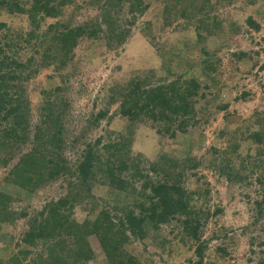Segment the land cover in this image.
Masks as SVG:
<instances>
[{"label": "trees", "instance_id": "16d2710c", "mask_svg": "<svg viewBox=\"0 0 264 264\" xmlns=\"http://www.w3.org/2000/svg\"><path fill=\"white\" fill-rule=\"evenodd\" d=\"M67 1L0 0V9H4L8 15L24 16L27 22L25 30L19 29L11 34L5 21L0 20V167L7 166L1 181L5 187L10 185L21 189L23 193H32L42 180L55 173L64 172L77 178L64 195L42 204L28 219L27 229L17 242H13L12 236L6 239L5 244L0 243V264H21L26 258V264H90L95 259L90 238H94L100 246L104 264H147V260H142L140 254L133 250L132 242L137 239L143 242L155 237L161 225L175 220L183 233L182 238L190 237L192 244H195L192 249L194 259L187 264H204L206 246L204 241H199V227L205 224L209 216L220 213L221 209L213 208L210 212L204 208L202 203L206 202L208 193L206 180H203L202 187L196 189L185 185L183 181L187 174L196 175L190 170L195 169L200 161L192 155L177 157L161 152L147 164L146 170L140 155L130 152L129 147L135 123L149 126L159 137L175 139L178 133L185 135L189 128L204 121L205 108L211 105L208 102L216 101L212 105L216 111L227 109L228 102L219 98L224 84L215 86L218 79L214 75V63L218 58L209 49L199 50L201 56L193 61L194 68L186 76L176 71V75L173 74L163 55L160 57V67L154 72L150 67L142 68L139 73L130 75L118 84L117 89L112 91L114 93L109 95L108 103L114 100L118 102L117 112L125 119V126L130 127L131 133L125 128V132L118 130L113 133L107 121L106 127L109 129L85 145L81 160L72 170L61 163L60 157H51L56 155L55 150H61V146L59 143H49L54 147L49 149L50 146L47 148L43 145L39 126L32 135L35 144L19 152L12 165L9 163L13 158L10 154L12 148L28 142L30 106L26 86L29 80L40 69L45 70L47 67L59 72L73 58V49L82 37L91 40L101 38L110 50L120 47L128 29L116 25L118 8L123 7V3L130 13H141L146 8L141 0H102L98 19L70 24L59 18L61 6ZM217 1L214 0L215 3ZM176 2L181 5L178 11L181 17L187 20L197 17L196 30L209 31L210 27L214 29L220 25L216 16L210 13L215 4L212 0ZM185 8H188L187 13ZM245 21L254 30L258 29L251 17L248 16ZM103 26L106 34L100 37ZM154 38L153 35L149 37L151 46H156L158 41H154ZM22 43L32 52H24L25 56L20 54L19 50L25 51ZM262 53L263 61L257 66L260 70L264 67V47ZM230 55L234 66L242 63L246 65L250 61L248 53L241 50L232 51ZM245 71L248 72V69ZM262 72L264 74V69ZM30 86L38 87L34 84ZM212 86L213 91L208 92ZM261 86L264 88V76ZM62 90L64 87L58 85L41 87L38 100L36 98L33 104L39 111L40 123H45L48 128L54 127L45 131L48 142L54 138L61 141L58 134L68 105ZM249 96V92L242 91L234 99H246ZM205 97H208L206 105L196 109V103ZM106 113V110H98L88 122L96 125L105 117L111 119ZM145 131L142 127L139 134ZM215 137L222 142H218V146H210L211 157L207 165L211 166L208 167L216 168L218 173L231 180L244 179V172L257 173L255 178L264 197V111H254L249 118L241 119L231 129L221 127ZM244 140L252 144V154L248 152L249 145H246L247 151H238ZM98 144L104 156L97 153L100 150L94 146ZM188 148L191 149V146ZM46 150L50 156L45 155ZM233 159H237V164H234ZM157 174L160 178L154 177ZM194 178L196 181V176ZM93 180L105 185L110 195H125L127 201L98 205L93 201L94 195L90 191ZM13 199L17 197L13 198L0 189V229L3 226L10 227L14 220L26 214L24 210L16 211L9 207ZM109 200L113 202L112 196ZM255 203L259 209L264 204V198ZM77 205L85 212L81 218L74 216ZM218 232L225 234L226 231L221 227ZM217 235L213 233V237ZM11 245L16 246V249ZM209 264L216 263L212 261ZM257 264H264V258L258 260Z\"/></svg>", "mask_w": 264, "mask_h": 264}, {"label": "rangeland", "instance_id": "374dc122", "mask_svg": "<svg viewBox=\"0 0 264 264\" xmlns=\"http://www.w3.org/2000/svg\"><path fill=\"white\" fill-rule=\"evenodd\" d=\"M101 1L68 0L61 6L59 18L70 24L91 22L98 19ZM141 1L146 4L145 10L141 13H130L125 3L117 10L116 25L120 28L126 26L128 29L126 39L120 47L110 50L101 38L91 40L82 37L73 49V58L59 72L47 67L45 70L40 69L38 74L29 80L26 86L30 106L28 142L12 148L10 154L13 160L10 159L9 163L12 165L20 155L19 152L28 150L33 143L35 144L32 135L39 126L43 145L48 148L49 143H59L61 146V150H55L56 155L51 157H60L61 163L72 170L81 160V152L85 145L99 135L105 134V129L111 128L113 133L118 130L125 132V129L126 131L129 129L128 132L131 133L130 127L125 126V119L117 112L118 102L114 100L108 103L109 95L114 93L112 91L117 89L118 84L130 75L139 73L142 68L150 67L154 72L160 67V57L163 55L170 70L174 71L173 74L176 75V71L186 76L191 74V69L194 68L193 61L200 58L199 50L209 49L208 51L214 52L218 58L214 63L216 66L214 75L218 79L215 86L224 84L219 98L228 102L227 109L216 111L212 106L216 101L208 102L211 105L205 108L204 121L189 128V132L185 135L178 133L175 139L159 137L149 126L135 123L129 148L130 152L140 155L139 158H142L141 162L146 170H148L147 164L161 152L177 157L192 155L199 160L200 164L190 170L196 175L187 174L183 178L186 183L184 184L196 189L202 187V182H205L203 180H206L208 183L206 202L202 203L201 198L199 201L210 212L213 208L221 209L220 213L209 216L205 224L199 227V241H204L206 246L203 263L209 264L213 261L216 264H257L258 260L264 258V204H261L259 209L255 205L256 201L264 197L255 178L257 173L244 172V179L231 180L218 173L216 168L208 167L211 165L207 164L211 157L210 146L215 147L220 144L218 142H222L215 137L216 131L224 126L231 129L239 124L241 119L249 118L254 111H264V88L261 86L264 67L261 70L257 68L263 61L264 0H218L216 3L212 0L215 4L210 13L216 16L220 25L214 29L210 27L209 31L194 28L197 17L188 20L181 17L178 14L181 5L177 4L176 0ZM54 2L57 3L59 0ZM184 11L187 13L188 8ZM111 15L114 16V13ZM248 16L258 25L257 30L246 23L245 19ZM0 20L5 21L11 34L27 28L24 16L8 15L4 9H0ZM104 34L106 30L103 26L99 36ZM151 35L155 37L154 41L158 40L156 46H151L148 41ZM21 45L25 51L19 50L20 54L25 56L24 52H32L24 43ZM237 50L248 53L250 57L248 64L233 65L230 61V53ZM253 63L256 65L253 66ZM245 69H248V72ZM31 84L38 87H31ZM55 85L64 87L62 91L67 97L65 102L68 105L61 119L62 129L58 134L61 141L54 138L48 142L45 131L54 127L48 128L45 127V123H40L39 111L35 106L33 107V104L36 102L39 88ZM213 89L212 86L208 92ZM242 91L249 92L250 96L246 99H234ZM206 98L208 97L196 103V109L206 103ZM102 109L107 111L106 116L111 119L105 117L96 125L88 122L98 110ZM107 121L109 128L106 127ZM142 127L146 131L144 134H139ZM102 141L104 142L105 139ZM246 145L250 146L248 152L252 154L253 147L249 140H244L238 151L241 153L247 151ZM189 146L191 149L188 148ZM94 147L99 148L100 151L97 153H102L104 156L100 144ZM52 148L54 147L51 145L49 149ZM45 155H49L47 150ZM233 162L237 164V159H233ZM6 167H0V189L11 194L13 198L17 197L9 203L11 209L24 210L26 214L23 218L14 220L10 227L3 226L0 229V243L4 244L6 239L12 236L13 242H17L21 233L27 229L28 219L40 209L42 204L64 195L77 180L74 175L58 172L42 180L34 192L23 193L19 188L10 185L5 187L2 183L1 179L7 172ZM154 177L160 178L158 174ZM90 191L94 195L93 201L100 206L127 201L123 194L110 195L109 189L96 180L91 182ZM111 196L113 202L109 200ZM84 214L85 212L77 205L74 216L81 218ZM178 226L177 220L163 224L155 237L143 242L134 240L131 246L140 254L142 260H147V264H187L194 259L192 249L195 244H192L193 240L189 239L190 237L188 238L191 240L190 243L187 238H182L183 233ZM221 227L225 228V234L218 232ZM213 233L218 235L213 237ZM89 240L95 254V259L89 263L104 264L100 246L94 238ZM11 247L16 249V246L11 245ZM27 261L28 258L21 264H26Z\"/></svg>", "mask_w": 264, "mask_h": 264}]
</instances>
